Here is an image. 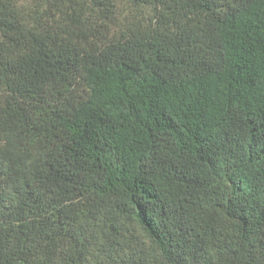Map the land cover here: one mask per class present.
I'll use <instances>...</instances> for the list:
<instances>
[{"label":"trees","instance_id":"obj_1","mask_svg":"<svg viewBox=\"0 0 264 264\" xmlns=\"http://www.w3.org/2000/svg\"><path fill=\"white\" fill-rule=\"evenodd\" d=\"M0 264H264V0H0Z\"/></svg>","mask_w":264,"mask_h":264}]
</instances>
